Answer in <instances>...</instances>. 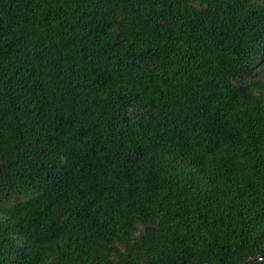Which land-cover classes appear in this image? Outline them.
Returning a JSON list of instances; mask_svg holds the SVG:
<instances>
[{"label": "trees", "instance_id": "obj_1", "mask_svg": "<svg viewBox=\"0 0 264 264\" xmlns=\"http://www.w3.org/2000/svg\"><path fill=\"white\" fill-rule=\"evenodd\" d=\"M0 264H264V0H0Z\"/></svg>", "mask_w": 264, "mask_h": 264}, {"label": "water", "instance_id": "obj_2", "mask_svg": "<svg viewBox=\"0 0 264 264\" xmlns=\"http://www.w3.org/2000/svg\"><path fill=\"white\" fill-rule=\"evenodd\" d=\"M260 259H262V258H260Z\"/></svg>", "mask_w": 264, "mask_h": 264}]
</instances>
